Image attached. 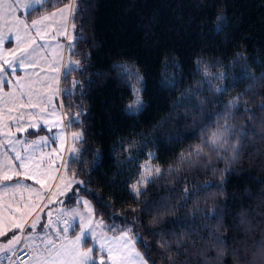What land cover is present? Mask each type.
I'll list each match as a JSON object with an SVG mask.
<instances>
[{"label": "trees", "instance_id": "1", "mask_svg": "<svg viewBox=\"0 0 264 264\" xmlns=\"http://www.w3.org/2000/svg\"><path fill=\"white\" fill-rule=\"evenodd\" d=\"M71 1L45 0L26 19ZM75 5L70 57L80 63L62 76L61 102L66 122L79 116L67 124L82 139L67 172L83 182L79 195L94 215L112 235L120 234L113 226L131 227L147 241L136 247L148 264H234L264 248V0ZM133 89L143 107L129 112ZM218 125L230 128L235 160L203 143ZM197 147L202 156L181 160ZM145 163L161 174L134 198Z\"/></svg>", "mask_w": 264, "mask_h": 264}, {"label": "snow or ice", "instance_id": "2", "mask_svg": "<svg viewBox=\"0 0 264 264\" xmlns=\"http://www.w3.org/2000/svg\"><path fill=\"white\" fill-rule=\"evenodd\" d=\"M44 3L45 0H0V21L4 22V26H0V85L5 83L9 75L15 76L18 68L25 72V76L16 77V84L20 89L19 98L23 99L24 96H27L29 100L28 105L21 104L20 107L39 108V112L35 113V115L32 112L28 113L32 117V121L28 124V127L33 130H39L42 126L48 128V125L52 123L48 119H45V117L57 115L56 106L53 104V97L59 95L61 91L58 87L61 65L59 59H57L49 64L50 74L46 75L44 81L47 91L43 94L36 93L40 103H31L35 90L32 88L31 83L26 85L23 81L26 77L31 81V76L36 74L35 72L29 73V69H35L40 59V51H43L47 47L46 44L38 43V39L44 40L48 34L49 22H55L54 18L57 16H59V26L56 28L55 35L52 38L55 40L56 36H67L69 19H74L75 12L79 10L74 2L65 4L62 8L52 13L43 15L39 19H33L30 24L26 19H21L17 15L18 10L30 9L34 5L43 6ZM222 19L221 17L220 20L222 21ZM72 27L73 31H75V25ZM13 29L15 30L14 32ZM33 30H35V36L31 34ZM13 35L15 38V47L7 49L6 52L10 55H6L2 46L10 42ZM73 41L74 37L72 40H69L67 45L70 50L74 49ZM58 46L61 50L64 47V45ZM79 63V61L72 62L70 60L68 64L63 65L65 76H67L68 72L78 69ZM113 67L120 69L121 75H127L130 72L128 66L124 64H115ZM137 79L142 78L137 77ZM7 82L9 84L11 83V81ZM77 85L78 82L73 81V88ZM25 87L28 88L26 93L23 91ZM64 91L71 94L67 89ZM133 91L135 93V99L128 105L129 112L138 111L143 107V102L139 94L140 90L133 89ZM216 91H220V89L217 88ZM9 95L12 96L13 94L9 93ZM49 107L51 111H49ZM14 119H16V123L19 125L22 114L20 118ZM78 119L79 116L70 117L67 123L71 125L74 120ZM59 124L60 121L57 120L53 127H58ZM48 130L51 131V128ZM17 131L27 132L28 129L18 127ZM229 132V127L218 125L214 131L207 133L203 143L205 146H210L213 151L217 152L227 147L233 153L231 159L235 160L238 155L237 146L229 143ZM57 135L62 136L63 129H60ZM56 138L52 137L50 141L48 136H43L40 137L39 141L22 142L15 138L14 133L10 134L8 146L15 153V156H8L6 153L3 154L5 159L0 161V186H3L5 182L13 181L14 177H19L22 174L17 169L15 162H19V169H23V174L28 179H32L37 184L43 186L44 180L39 178L41 175L39 171L41 167L40 163L31 164L30 162L34 160L36 152L41 145L49 142L54 143ZM73 139H82V136L74 133ZM17 145L23 148L22 152L17 150ZM202 155L203 148L197 147L189 157L182 155L181 160H187L188 163H193L191 156L200 157ZM151 158L152 154L149 153V159ZM142 167L144 171L140 173V179L129 189L134 198L140 195L147 183L152 182L161 174L160 167H153L149 163H145ZM82 184V181L76 180L75 178L68 179L64 191L54 194L60 196L66 195L67 199L76 201L78 207L72 209H57L55 220L48 219L47 223L42 224L40 217H37V219L29 223L27 218L35 211V207H30L28 204H25L23 208L17 207L14 211L11 205H8L7 216L4 214L3 206H0V238H6V243H0V262L5 259L11 260L10 254H15L17 260L14 264H21L20 257L22 255L27 257L28 264H148V261L145 260L136 248L137 243H142L147 249L148 242L143 240L142 237L134 235L131 227L117 229L113 226L109 230L119 231L120 235L108 237L103 231V229L108 228V225L104 224L102 220H93L92 205L79 195L82 190L79 186ZM74 185L77 187H73ZM12 187L19 189L28 186L22 185L17 180ZM32 191L36 192L37 190L32 188ZM37 197L39 199L43 198L39 193H37ZM100 200H102V197L97 198L98 204ZM51 203L52 201L49 200V204ZM81 204L86 211H81L79 207ZM100 206L105 208L110 207L108 204H101ZM15 213H19L20 215L17 216ZM46 215L51 217L52 213L49 211ZM77 219L79 221L78 224L76 223ZM242 223H244L243 220ZM76 227L79 228V232L70 236V231H74ZM38 228L40 229L39 232L37 231ZM50 229H54L55 231L52 232ZM97 229H100V231L98 232ZM38 240L40 243H37ZM89 241H91L93 246L85 248L83 246L84 243ZM94 251L97 252L98 257L94 256ZM29 253L32 254L30 255Z\"/></svg>", "mask_w": 264, "mask_h": 264}, {"label": "crops", "instance_id": "3", "mask_svg": "<svg viewBox=\"0 0 264 264\" xmlns=\"http://www.w3.org/2000/svg\"><path fill=\"white\" fill-rule=\"evenodd\" d=\"M75 3V0H72L70 3ZM39 5H34L30 9H21L18 10L17 15L21 19H26L28 13H30L33 9L38 7ZM62 8V7H61ZM56 11V10H55ZM54 12V11H53ZM52 13V12H50ZM49 14V13H48ZM47 15V14H45ZM40 18V17H39ZM36 18V19H39ZM27 20V19H26ZM55 22H49L50 26L48 28V34L45 36L44 40H39L38 43L46 44L47 47L44 48L43 51H40V59L39 62L36 64L35 69H29V73L35 72V75L31 76V81L26 77L23 81L24 84L31 83L32 88L35 90L33 98L31 100L32 104H39L40 101L36 93L43 94L47 91L44 85V81L47 74L49 73V64L59 59L61 65V72H60V80L58 87L61 90V80L62 76L65 73V69L63 65H66L71 60L70 50L67 45L69 40H72L74 37L72 19H69L67 25V36H56V39L53 40V35H55V30L59 26V16L54 18ZM27 22L30 24L31 21ZM0 26H4V22L0 21ZM10 26V25H8ZM7 27V26H6ZM5 27V30H6ZM15 30L13 29V32ZM35 36V30L31 33ZM75 38V37H74ZM74 42V41H73ZM58 45H64L63 49ZM15 47V38L14 35L10 42L5 43L2 46V49L5 50L6 55H10L6 52L7 49ZM47 61V62H45ZM10 71V70H9ZM25 76V72L21 69H17L15 76L9 75L7 80L3 85H0V161L5 159L3 154H7L8 156H15V153L11 151L9 145V138L10 134H15V138L21 140L22 142H30L32 140L39 141L40 137L48 136L50 141L52 137H57L55 142H49L46 144L41 145V147L36 152L35 158L31 161V164H35L37 162L40 163V179L44 180V185L37 184L34 180L28 179L23 174V169H19V162H15L17 169L22 173L19 177H14L13 181L5 182L3 186H0V206L4 208L5 216L8 215V205H11L12 210L14 211L15 208L20 207L23 208L25 204H28L30 207H35V211L28 216V222L31 223L33 220L40 217L42 213L45 211V208L48 203V199L51 196L50 192L52 191L54 184L57 180L59 173L61 172V168H66L67 162L75 157L68 159L70 149H71V142H73V133L74 130L68 128V124L66 122V115L64 113L62 102H61V91L59 95L53 97V104L56 106L57 115H49L46 116L45 119H48L52 123L48 125V128H44L43 126L39 130H33L28 127V124L32 121V117L28 115L29 112H32L34 115L35 113L39 112V108L33 109L31 107L21 108L20 105H28L29 100L27 96H24L23 99H20V89L19 86L16 84V77ZM7 81H11L9 84ZM23 91L26 93L28 88L25 87ZM9 93L13 94L12 96ZM43 106V105H41ZM49 111L51 108L49 107ZM22 114L21 123L17 125L16 119L20 118ZM59 120L60 124L58 127H53L55 122ZM23 127L28 129L27 132H18L17 128ZM51 128V131L48 129ZM60 129H63V135L58 136V132ZM42 133L37 134L33 137L29 136L30 132H39ZM79 132V131H77ZM81 134V133H80ZM82 136V135H81ZM18 151H23V148L20 145H17ZM75 154V153H74ZM11 175V173H9ZM19 180L22 185L28 187H21L19 189H15L12 185ZM32 188H35L37 191L33 192ZM37 193L42 196V199L37 197ZM15 215L19 216V213H15ZM118 235H111L110 233L107 234L108 237L119 236ZM70 236H72L70 232ZM0 243H6V239H0ZM84 246V245H83ZM93 246V245H91ZM98 248V246H97ZM30 254V253H29Z\"/></svg>", "mask_w": 264, "mask_h": 264}, {"label": "rangeland", "instance_id": "4", "mask_svg": "<svg viewBox=\"0 0 264 264\" xmlns=\"http://www.w3.org/2000/svg\"><path fill=\"white\" fill-rule=\"evenodd\" d=\"M74 133L76 134H80V132H77V131H74ZM73 133V134H74ZM73 138V137H72ZM74 141L71 142L72 146H71V149H70V153H69V156H68V159L72 158V157H75L77 158L80 154V140L81 139H73ZM75 153V154H74ZM151 166L155 167L154 165L150 164ZM144 171V169H143ZM142 171V172H143ZM71 178H74L73 176H70L69 173L67 172V166L66 168H61V172L59 173L58 177H57V180L54 184V187L52 189V191L50 192L51 196L49 197L48 199V203H47V206L45 208V211L42 213V215L40 216V219H41V223H47L48 219H53L55 220V217H56V210L57 209H72V208H75V207H78L77 205V202L75 201V203L71 206H68L67 202H71V200L67 199V196L64 195V196H60V195H54L58 192H62L64 191L65 189V184L67 182L68 179H71ZM76 179V178H75ZM77 180V179H76ZM137 183V182H136ZM73 187H76V185H74ZM84 198V197H83ZM85 200H87L86 198H84ZM49 200L52 201L51 204H49ZM57 201H61V202H57ZM89 201V200H87ZM90 202V201H89ZM91 204V202H90ZM92 205V204H91ZM81 211H86V209H84L83 205H79ZM93 208V206H92ZM51 212L52 213V216L51 217H48L46 215L47 212ZM93 220H102L100 219L99 217H96L93 213ZM103 221V220H102ZM76 223L78 224L79 221L77 219ZM104 223V221H103ZM105 224V223H104ZM62 226V225H61ZM38 232L40 231V229L38 228L37 230ZM50 231L54 232L55 230L54 229H50ZM97 231L99 232L100 229H97ZM103 231L106 233V235L108 234V229L105 228L103 229ZM72 236L75 235L76 232H79V228L76 227L74 231H70ZM70 235V233H69ZM112 235V234H111ZM37 243H40V241L38 240ZM92 244V243H91ZM97 246H98V242H97ZM137 248V247H136ZM138 250V249H137ZM139 251V250H138ZM32 253H30L31 255ZM142 255V254H141ZM143 256V255H142ZM1 264H4V263H1ZM23 264H28V261L23 263Z\"/></svg>", "mask_w": 264, "mask_h": 264}, {"label": "clouds", "instance_id": "5", "mask_svg": "<svg viewBox=\"0 0 264 264\" xmlns=\"http://www.w3.org/2000/svg\"><path fill=\"white\" fill-rule=\"evenodd\" d=\"M218 255H223V250L218 249ZM246 258L234 256V264H264V248H258L253 252L251 249L245 253Z\"/></svg>", "mask_w": 264, "mask_h": 264}, {"label": "built area", "instance_id": "6", "mask_svg": "<svg viewBox=\"0 0 264 264\" xmlns=\"http://www.w3.org/2000/svg\"><path fill=\"white\" fill-rule=\"evenodd\" d=\"M10 255H11V260L5 259L2 262H0V264L1 263H4V264H14V262L17 260V256L15 254H10ZM20 260H21V264H23V263H25V262L28 261L27 260V257L26 256H23V255L20 257Z\"/></svg>", "mask_w": 264, "mask_h": 264}]
</instances>
